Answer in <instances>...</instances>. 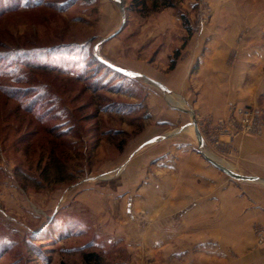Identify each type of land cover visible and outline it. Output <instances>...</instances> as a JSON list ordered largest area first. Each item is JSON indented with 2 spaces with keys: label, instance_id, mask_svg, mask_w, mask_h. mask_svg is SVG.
I'll return each instance as SVG.
<instances>
[{
  "label": "rangeland",
  "instance_id": "374dc122",
  "mask_svg": "<svg viewBox=\"0 0 264 264\" xmlns=\"http://www.w3.org/2000/svg\"><path fill=\"white\" fill-rule=\"evenodd\" d=\"M11 1L0 10V264H86L89 253L97 254L98 264H238L246 254L243 245L264 243L260 224L252 221L246 235L239 215L223 210L220 201L209 211H190L191 201L208 195L206 177L222 181L210 195L223 182H241L202 152L253 176L240 170L235 143L215 142L214 118H200V127L194 115L202 103L197 81L212 36L209 26L228 18L223 0H172L173 6L149 0L144 6L132 0ZM257 4L264 7V0ZM121 8L124 23L117 31ZM217 30L232 32L233 45L216 62L231 71V85L240 76L247 82L252 77L236 67L248 29ZM95 55L141 76L117 77L101 69L102 85L92 76L83 80L76 73L10 64L22 56L52 65L77 61L82 69ZM189 55L183 91L163 90L144 78L165 85ZM234 107L260 111V135L264 89L255 105L232 102L229 113ZM168 113L175 117L169 120ZM161 181L174 200L162 208Z\"/></svg>",
  "mask_w": 264,
  "mask_h": 264
},
{
  "label": "crops",
  "instance_id": "0c3cea01",
  "mask_svg": "<svg viewBox=\"0 0 264 264\" xmlns=\"http://www.w3.org/2000/svg\"><path fill=\"white\" fill-rule=\"evenodd\" d=\"M212 1L217 3L221 0ZM223 2V10L225 9V12L229 13L230 17L227 13L223 16H227L228 18L226 19L229 20L233 19L234 23L231 24L228 20L224 19V23H219L218 25L223 27V29H227L230 26L232 28L248 29L246 39L243 41L246 48L244 46L240 49L239 60L241 62L236 68L237 70L244 69L245 73L252 78L244 83V81H241L240 76V78L236 79L234 84L231 85L229 82L231 71L228 70L225 65L216 62V60L225 59L229 53L233 45V37L231 38L232 32L229 33V31L226 30V34L224 35L222 33L219 34L217 30V32L214 33L218 25H210L209 29L211 28L210 32H212V36L209 41L207 40V52H205L203 57H200V60H202L200 68L201 73L200 79L197 81V84L199 83L200 86H203L198 101L200 102L202 100V103H200L197 107L198 109L194 111V115L199 121V126L205 119L201 120L200 118L205 116L213 117L214 121L226 119L230 115L228 106L232 102L240 106L255 105L257 96L264 89V7H258L257 0H240V2H238V0H223ZM215 11H217V8H215ZM200 43V39L198 38L196 45ZM190 58L192 59L190 55L188 58L186 57V63L183 62L185 57L183 60H180L173 70L174 72L169 76L171 77L168 79L169 81L164 82V86L169 91L174 90L172 87H176L177 89L181 88L182 91L185 89V79L183 78L184 65L187 64V66H189ZM205 69H207V71ZM240 71H236L235 74ZM204 73H207L206 78H204ZM240 74L241 72L239 75ZM210 80L212 81L210 82ZM209 82L211 85H209ZM260 82L262 87L258 88ZM152 103L153 100L149 101L150 114L153 111V107H151ZM164 110L167 111L166 108ZM171 114L172 113H168L169 120L175 117ZM165 117H167V114ZM233 143H235L238 153L237 156L241 160V166L243 167H240V170L242 172L247 171L246 174L264 179V127L260 135H242L233 140L231 144L233 145ZM167 149L164 150V152H167ZM192 170L194 172V168ZM206 171L208 172L207 174L210 175L211 170L207 169ZM198 174L199 170H197L196 182L199 180L201 181ZM209 177H206L204 181L206 183L204 191L208 195L203 198L202 201L196 199L191 201V214H198L201 209L209 211L216 207V203L220 201L223 205V210L230 212L234 210V212L239 215L240 226L244 229L246 235H251V231L247 225H251L252 221L260 224L264 230V183L257 181H241L239 183H237V181H226L223 182L224 185L221 187L219 186L220 189L217 194L210 195L211 193H215V184H221L222 181L220 183L216 182L214 179L211 181ZM212 178H215V175H213ZM159 186L161 189L159 202L162 208L163 205L169 204L171 196H168L167 191L164 192V182L162 183L161 181ZM197 189L200 191V188ZM240 250L246 254L245 257L241 255L238 264H264V243L259 245L258 248H248L247 245H243Z\"/></svg>",
  "mask_w": 264,
  "mask_h": 264
},
{
  "label": "trees",
  "instance_id": "16d2710c",
  "mask_svg": "<svg viewBox=\"0 0 264 264\" xmlns=\"http://www.w3.org/2000/svg\"><path fill=\"white\" fill-rule=\"evenodd\" d=\"M0 1H2L0 3V10H4V9L8 8L3 4V2H5V4L6 3L9 4L10 2H12L11 0H6V1L0 0ZM146 1L147 0H132L131 3L132 4L135 3L138 6H144ZM149 1H151L152 5L173 6L172 0H149ZM176 55H178V51L175 52V56ZM15 60L16 59H14L13 63H10V64H14V63H15V65L20 64V65H23V66L30 68V69H36V70L38 69V70H42V71L51 70L54 72L67 73V74H68V72L74 73V74L76 73V78L77 79H83V80L92 76L91 78H96L97 82H100V84H102V85L104 84L103 80H105V77L103 78V76L105 73L109 74V72H110V74L112 73L117 77L121 75L120 73H118V72L114 71L113 69L107 67L105 64H103L97 58H94L93 56L92 57L90 56V58L88 59V61L86 63L87 66L85 68H82V69L78 67V63H76L77 61H72L71 65H67V64L61 65L60 63H59L60 65H52V63L49 64L48 62H45L43 60L39 61V62H35V61H32L28 58H23L22 56L17 59V60H21V61H15ZM172 67L173 66L171 65L170 69ZM101 69L105 70L104 71L105 73L103 75H99ZM106 77H108V76H106ZM102 78H103V80H102ZM84 261L86 264H98L99 258L97 257V254L89 253L86 255ZM61 264H65V263H61Z\"/></svg>",
  "mask_w": 264,
  "mask_h": 264
},
{
  "label": "built area",
  "instance_id": "2783aa9c",
  "mask_svg": "<svg viewBox=\"0 0 264 264\" xmlns=\"http://www.w3.org/2000/svg\"><path fill=\"white\" fill-rule=\"evenodd\" d=\"M230 112L232 117L226 119H218L215 121V130L212 133L218 134L215 137L216 143L229 144L234 138L240 135H258L263 126V118L258 109L247 107H234ZM215 135V134H214ZM216 136V135H215ZM226 137V141L222 142L221 137ZM224 140V139H223ZM263 237H260L259 242H263Z\"/></svg>",
  "mask_w": 264,
  "mask_h": 264
},
{
  "label": "water",
  "instance_id": "95a60500",
  "mask_svg": "<svg viewBox=\"0 0 264 264\" xmlns=\"http://www.w3.org/2000/svg\"><path fill=\"white\" fill-rule=\"evenodd\" d=\"M121 11H122V23L120 25V27L118 28L117 31H119L121 29V27L123 26V23H124V9L121 8ZM116 31V32H117ZM112 36V35H111ZM108 37H105V38H102L98 43L97 45L95 46V49L97 48V46L99 44H101L103 41H105ZM96 58L102 62L103 64H105L107 67L113 69L114 71L122 74V75H125L127 77H139L141 76L139 73L137 72H134V71H131V70H127V69H124L122 67H119V66H116L112 63H109L105 60H103L102 58H100L99 56L95 55ZM145 79H147L148 81L154 83L155 85H157L158 87H160L161 89L163 90H167V88L162 84L160 83L159 81H156L154 79H151V78H148V77H144ZM192 125H193V128H194V133H195V136H196V139H197V142L199 145H201L202 143V137H201V133L198 129V126H197V123H196V120H195V117L193 116L192 117ZM169 134L165 135V136H168ZM203 156L214 166L216 167L217 169H219L221 172H223L224 174H226L227 176H229L231 179H234V180H240V181H257V182H262L264 183V179H261L259 177H255V176H248V175H243V174H240V173H237V172H234L233 170H231L230 168H228L227 166H224L220 163H218L217 161L213 160L212 158L208 157L207 155H205L203 152H202Z\"/></svg>",
  "mask_w": 264,
  "mask_h": 264
},
{
  "label": "bare ground",
  "instance_id": "6f19581e",
  "mask_svg": "<svg viewBox=\"0 0 264 264\" xmlns=\"http://www.w3.org/2000/svg\"><path fill=\"white\" fill-rule=\"evenodd\" d=\"M171 102H173L172 100H171ZM202 148H204L202 145H201V149ZM204 151L206 150V149H203ZM208 155H210L208 152H206Z\"/></svg>",
  "mask_w": 264,
  "mask_h": 264
}]
</instances>
